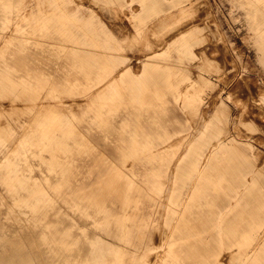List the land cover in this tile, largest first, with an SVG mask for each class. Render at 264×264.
Wrapping results in <instances>:
<instances>
[{"label":"bare ground","instance_id":"bare-ground-1","mask_svg":"<svg viewBox=\"0 0 264 264\" xmlns=\"http://www.w3.org/2000/svg\"><path fill=\"white\" fill-rule=\"evenodd\" d=\"M128 1L0 0L1 26L12 24L17 33L0 45V107H15L14 97L23 95L20 110L35 123L16 158L7 156L14 126L8 138L0 133V264H225L226 250L229 264H264V238L258 244L264 182L248 177L251 168L239 150L244 144L212 125L214 114L213 129L182 157L169 153L167 140L187 128L178 113L185 89L164 84L155 59L192 58L200 28L143 59L136 74L123 65V41L96 13L111 4L133 37L154 28L161 12L164 29L174 9L184 14L196 2L139 0L138 12L129 14ZM241 1L264 62V0ZM34 58L36 67L20 68ZM49 93L56 99L47 100ZM86 100L83 115L72 120L64 102ZM14 121L20 124L21 115ZM60 141L75 149L49 158L60 165L49 169L44 151L65 150Z\"/></svg>","mask_w":264,"mask_h":264},{"label":"rangeland","instance_id":"rangeland-1","mask_svg":"<svg viewBox=\"0 0 264 264\" xmlns=\"http://www.w3.org/2000/svg\"><path fill=\"white\" fill-rule=\"evenodd\" d=\"M25 1L29 2V0ZM194 1L196 2L195 6L184 14L177 13L174 9L171 23L169 22L170 24L166 25L164 29H161L159 25L164 23L161 20L163 17L161 14L165 12H161L153 20L156 23L154 28L150 30L145 28L141 35L137 33V30L135 31L133 24L130 23L129 25L135 31L133 37H129L126 34L128 32L124 30L122 23H120L121 21L116 18L114 6L111 4L104 8L105 10L107 9L106 11H104L103 7H99L102 9L101 11H99L100 9L97 10L96 13L99 12L97 14L102 16H99V18L105 22L106 27L115 38L123 41L125 46L121 53L126 58V62L123 65H130L131 70L136 74L140 73L142 69L143 59L162 52L170 42L177 39L184 32L193 28H200L198 41L192 47V58L184 62H174L162 58L155 59L158 67V78L164 84L180 89L182 87V90L185 89V94L182 95L184 97L181 96L180 100H182V104L186 105L184 110H180L178 113L188 124L187 128L167 140L170 144L169 153L175 150V157H182L202 133L207 135L210 129H213L212 125H215L222 128V130H228V135L238 140L235 145L244 144L239 150L241 152L240 158L243 160L245 167L251 168L248 177L250 179L259 178L264 182V62L262 60V50L259 47L258 31L250 22L245 5L241 0ZM140 4L139 0H129L124 9L129 14L132 12L136 13L140 8ZM262 5H264V2H262ZM27 8L25 12L29 11V7ZM15 14L16 12H11V16ZM183 25H186L187 29L182 30L186 28ZM12 26L11 24L9 30H7L0 24V45H3L1 43L5 36L17 35L12 30ZM176 28L182 29L177 30ZM115 33H118V35ZM153 39H158L157 42L162 45L156 43L151 46L150 42ZM16 41L18 40L16 39ZM9 49L11 51L13 48L8 47L7 50ZM147 52L150 54L146 56ZM31 60L33 61L31 65L17 67L29 69L36 67V63L40 61L36 58ZM167 66H171V69H166ZM177 69L179 70L177 71ZM186 75L188 79L184 80ZM4 76L2 74V77ZM183 84L185 85L184 87ZM49 92L51 93V89ZM50 93L47 96V100H55L56 98ZM25 99L26 97L23 95L15 96V107H0L1 135H4V139L8 138L9 125L14 126L16 134L12 148L7 153L9 158L17 157L16 148L19 146L20 141L30 134L35 124L28 113H22L20 110L26 108ZM118 101V99H114L113 103L115 104ZM89 102L90 100L64 103L71 110L69 113L73 115L72 120H74L75 117L80 119L83 115V110L87 108ZM36 110L37 107L35 112ZM201 111L206 113L203 115L206 116L205 118L202 116L203 113ZM214 114L218 115L219 118L210 126L208 123ZM19 115H21V123L16 124L14 118ZM176 138H178L177 141ZM143 140L145 142L150 141L147 137ZM184 140H189V142L185 144L186 141ZM212 141L217 142L218 140L217 138H212ZM7 142L9 143V141ZM60 143L65 146V150H62L61 145H59L54 149L53 153L50 152L51 146L49 151H44L46 157L43 158V161H45L49 169L60 168L56 161L49 160V158L54 157L53 155L57 153H63L64 151L68 153L70 150L73 151L75 149L73 146L68 145L66 141H60ZM71 144L74 145L73 142ZM171 178L169 177L170 181L167 179V183H171ZM258 237V244H260V240L264 238V224L258 229ZM255 246L256 243L253 244V247ZM228 253L229 251L226 250L220 256L221 259H225L223 260L225 264H229L228 261L231 259L228 257ZM261 256L264 257V252L261 253ZM231 264H238V262L233 259Z\"/></svg>","mask_w":264,"mask_h":264}]
</instances>
